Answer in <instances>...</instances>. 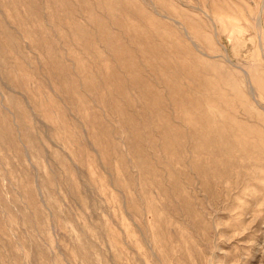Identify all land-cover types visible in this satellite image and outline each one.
<instances>
[{
    "label": "rangeland",
    "instance_id": "rangeland-1",
    "mask_svg": "<svg viewBox=\"0 0 264 264\" xmlns=\"http://www.w3.org/2000/svg\"><path fill=\"white\" fill-rule=\"evenodd\" d=\"M0 264H264V0H0Z\"/></svg>",
    "mask_w": 264,
    "mask_h": 264
}]
</instances>
